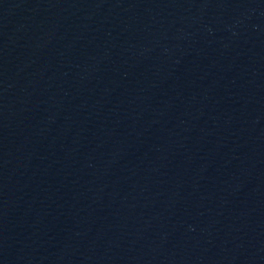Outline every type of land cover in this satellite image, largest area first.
Segmentation results:
<instances>
[{
	"label": "water",
	"instance_id": "obj_1",
	"mask_svg": "<svg viewBox=\"0 0 264 264\" xmlns=\"http://www.w3.org/2000/svg\"><path fill=\"white\" fill-rule=\"evenodd\" d=\"M163 0H0V48L101 24Z\"/></svg>",
	"mask_w": 264,
	"mask_h": 264
}]
</instances>
